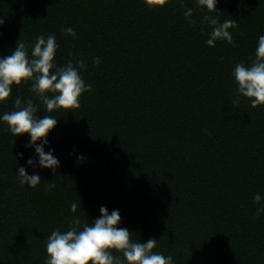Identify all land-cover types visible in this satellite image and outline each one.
I'll return each mask as SVG.
<instances>
[{
  "label": "trees",
  "instance_id": "trees-1",
  "mask_svg": "<svg viewBox=\"0 0 264 264\" xmlns=\"http://www.w3.org/2000/svg\"><path fill=\"white\" fill-rule=\"evenodd\" d=\"M182 2L0 0V57L19 40L31 56L38 36L55 35L56 65L83 60L92 85L71 111L47 112L31 80L0 102V117L20 96L33 99L36 116L55 118L44 147L60 161L55 172L29 166L39 162L25 147L30 135L14 136L0 119V264H45L46 237L73 217L94 221L101 206L119 210L134 241L156 238L154 252L173 264H264V105L242 96L230 104L234 66L250 63L264 35V0H218L211 13ZM205 14L235 20L237 46L207 45ZM69 27L75 36L61 31ZM20 167L41 183L21 186Z\"/></svg>",
  "mask_w": 264,
  "mask_h": 264
},
{
  "label": "clouds",
  "instance_id": "clouds-1",
  "mask_svg": "<svg viewBox=\"0 0 264 264\" xmlns=\"http://www.w3.org/2000/svg\"><path fill=\"white\" fill-rule=\"evenodd\" d=\"M196 2L208 13L217 11L218 0ZM145 3L150 8L163 7L167 0H145ZM181 7H185L182 0ZM184 15L189 23H195L192 19V8H186ZM4 22V19L0 18V25ZM203 23L212 28L210 38L206 40L207 45L214 47L218 40H226L234 47L237 46L229 31L236 26L235 20L226 19L221 23L218 17L205 14ZM61 31L75 36L71 27L62 28ZM27 47L19 40L11 55L0 57V102L10 97L13 85L31 80V91L46 106L47 112L79 108L82 94L92 89V85L86 84L80 74L81 69L87 68L85 62L69 60L65 66L58 67L54 62L58 47L55 35H49L47 38L44 35L38 36L31 47V56ZM249 61L247 65L240 62L234 66L232 75L238 88L236 99L230 103L233 107L239 105L241 96L248 98L253 108L264 105V35L258 38L254 56H250ZM99 62V57L93 58L94 64L98 65ZM14 104L16 110L4 113L0 119L8 125L14 136L30 135V143L25 147H35L39 162L37 165L34 158H29V166L50 168L55 172L60 166V161L54 156V149L46 152L44 146L49 143L48 134L57 126L58 121L50 115L43 118L36 116L35 113L39 109L31 98L25 101L17 96ZM20 155L23 156V153ZM17 172L21 186L26 184L35 188L41 183L39 174L30 175L24 167H20ZM49 182L46 190L55 187L54 180ZM253 200L259 204L262 200L261 194H255ZM77 207V203H71L73 213L77 211ZM262 212L264 206L257 210L256 215ZM100 213L101 215L92 222H82L79 217H73L68 222V230L61 231L57 228L52 231L46 237L45 264H173L171 256L154 252L158 244L156 238H149L146 242L134 241L133 232L119 227L122 221L119 210L109 213L106 206H101Z\"/></svg>",
  "mask_w": 264,
  "mask_h": 264
}]
</instances>
